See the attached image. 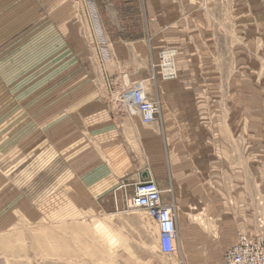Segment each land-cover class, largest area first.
<instances>
[{
	"label": "rangeland",
	"instance_id": "374dc122",
	"mask_svg": "<svg viewBox=\"0 0 264 264\" xmlns=\"http://www.w3.org/2000/svg\"><path fill=\"white\" fill-rule=\"evenodd\" d=\"M106 1L0 0V264H187L177 253H161L157 224L131 208L128 195L86 204V189L77 184L87 175L102 179L113 165H148V139L167 134L166 87L192 97L187 120L172 114L170 121L180 152L191 156L190 170L215 201L238 210L237 240L223 264L241 236L264 251V35L240 31L232 50L236 38L225 33L216 49L191 44L187 57L210 62L192 67L200 81L189 83L193 71L177 68L168 80L161 53L174 50L176 66L182 48L163 44L150 56L147 20L135 0L116 4L127 16L119 27L101 17ZM118 43L129 45V60L113 56ZM142 82L161 106L151 125L120 103ZM105 104L124 130L117 147L99 144L108 133ZM168 188L172 199L163 202L178 218L177 195ZM190 213L206 224L217 250V220L200 221L197 206Z\"/></svg>",
	"mask_w": 264,
	"mask_h": 264
},
{
	"label": "crops",
	"instance_id": "0c3cea01",
	"mask_svg": "<svg viewBox=\"0 0 264 264\" xmlns=\"http://www.w3.org/2000/svg\"><path fill=\"white\" fill-rule=\"evenodd\" d=\"M135 2L140 7L142 18L147 20L146 33L151 38L150 56H156L164 46L163 44L180 46L182 54L175 68L184 74L193 71V74H190L189 78L192 80L189 79V83L200 81L192 67L200 66L202 63L208 66L210 63L206 58L200 63L193 57H187L188 50H193L191 44L204 43L205 46L213 44L216 49L219 36L225 33L231 38H236L235 44L231 42L232 50L238 44L237 38L240 31L249 37L255 35V28H257V33L264 35V0H135ZM105 3L107 5L101 17L110 19L115 26L119 25L120 19L127 18L123 15L122 7H117L116 4H128L131 3L130 1L108 0ZM146 42L147 39L142 41V43ZM113 50L116 52L113 56L119 61H127L132 56L128 44L118 43ZM201 50H205V47L202 46ZM133 66L136 70V67L141 64L137 66L135 61ZM135 74H137L136 71ZM139 74L138 76L141 77V73ZM215 81H217L216 77ZM164 91L166 94L162 95L166 106L163 120L167 126V134L165 138L154 135L148 139V142L146 141L148 165L142 166L130 161L126 165L111 166L108 173L103 174L102 179L95 174L79 178L77 184L86 189L83 201L87 203L80 201L86 204L96 203L108 195H119L120 199L128 195L131 199L134 185L146 180L155 181L162 191V199L168 200L172 199L167 193L168 187H174L177 195H175L176 202L181 210L177 218V255L179 254L181 260L187 264H223V253L237 240L239 228L237 207H231L222 200L215 201V193L212 191L208 193L202 188L199 178L190 170L191 156L181 153V145L174 140L175 134L171 132V115L178 114L183 116V120H187L186 115H190L194 109L191 103L192 97L186 98L185 94H171L167 87ZM101 111L104 129L108 133L102 135V142L99 144L105 147L120 146L121 132L124 130H120L115 124L118 118L114 108L107 107L105 104ZM125 116L121 115V118ZM171 140H174L172 141L174 148L171 146ZM121 183L126 186L124 190L118 189ZM194 206H197L200 221L201 216L217 220L222 237L220 240L222 245L217 250L214 239L209 240L206 224L196 222L195 214L190 213L191 207ZM204 222H206L205 219Z\"/></svg>",
	"mask_w": 264,
	"mask_h": 264
},
{
	"label": "built area",
	"instance_id": "2783aa9c",
	"mask_svg": "<svg viewBox=\"0 0 264 264\" xmlns=\"http://www.w3.org/2000/svg\"><path fill=\"white\" fill-rule=\"evenodd\" d=\"M174 53V50H167L161 53L160 68L166 79L176 78V71L169 72L168 62H165L166 53ZM156 68V67H154ZM129 97H124L120 103L127 102L140 116L141 122L151 125L157 121L161 106L153 102L148 95V87L145 83L135 84L129 92ZM126 186H121L124 189ZM130 207L144 210L148 217L157 224L159 230L160 251L165 256H171L177 251L178 226L177 215L173 208L165 204L162 199V191L153 180L139 181L133 187V196L130 200ZM263 252V253H261ZM226 264H264V251L254 241L241 236L239 241L231 248L225 256Z\"/></svg>",
	"mask_w": 264,
	"mask_h": 264
},
{
	"label": "bare ground",
	"instance_id": "6f19581e",
	"mask_svg": "<svg viewBox=\"0 0 264 264\" xmlns=\"http://www.w3.org/2000/svg\"><path fill=\"white\" fill-rule=\"evenodd\" d=\"M165 62H168V66H169V72H173L174 73V70L176 71V68H175V64H174V53H166L165 57Z\"/></svg>",
	"mask_w": 264,
	"mask_h": 264
}]
</instances>
